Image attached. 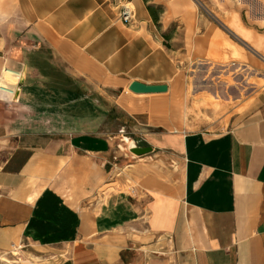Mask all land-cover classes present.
I'll return each mask as SVG.
<instances>
[{"label": "crops", "instance_id": "crops-1", "mask_svg": "<svg viewBox=\"0 0 264 264\" xmlns=\"http://www.w3.org/2000/svg\"><path fill=\"white\" fill-rule=\"evenodd\" d=\"M7 1L0 79L25 74L16 99L0 92L12 111L0 124V251L17 249L26 264H264V85L216 135L185 130L187 107L182 120L172 101L170 33L181 32L188 56L225 41L193 0ZM126 1L135 17L122 25ZM46 54L63 72H46ZM131 82L168 91L134 95ZM100 89L118 93L105 97L153 150L116 179L101 163L111 144ZM167 156L169 170L154 158Z\"/></svg>", "mask_w": 264, "mask_h": 264}, {"label": "rangeland", "instance_id": "rangeland-1", "mask_svg": "<svg viewBox=\"0 0 264 264\" xmlns=\"http://www.w3.org/2000/svg\"><path fill=\"white\" fill-rule=\"evenodd\" d=\"M193 2L199 15L221 31L222 39L240 49L238 57L232 55L220 59V51L226 49L224 41L220 42L221 45L210 43L208 49L198 47L193 56H188L181 49L183 46L181 32L170 33L174 39L170 43V49L176 53L179 66L176 79L172 83V101L178 106L182 120L187 107L189 124L185 130L216 135L231 128L237 121L238 114L254 108L255 95L264 85V0H193ZM10 3L7 0L2 2L0 24L9 19L5 13H10L12 8ZM130 8L134 11L131 5ZM172 30L174 31L175 27ZM46 56L49 57L50 63L41 64L46 72L53 67L52 64L60 71L63 70L61 62L55 55ZM233 64L236 66H232ZM182 68L185 69L184 72ZM100 93L99 122H103L106 117L105 129L101 135L111 144L108 156L104 157L105 161L101 163L103 169L115 174L116 179V175L132 162V158H138L130 154L127 147L130 141L139 143L140 130L105 97L107 95L109 100H115L118 93L109 94L103 89L99 90ZM1 112L4 120L0 118V124L12 116V111L3 105H0ZM183 129L182 131H185ZM154 158L156 162L161 159L165 167L170 169L171 160L168 156L166 159ZM159 169L165 170L161 166ZM27 258L25 254L18 253L17 249L8 247L0 251V264H26Z\"/></svg>", "mask_w": 264, "mask_h": 264}, {"label": "water", "instance_id": "water-1", "mask_svg": "<svg viewBox=\"0 0 264 264\" xmlns=\"http://www.w3.org/2000/svg\"><path fill=\"white\" fill-rule=\"evenodd\" d=\"M24 74L25 70L21 74L19 78V85H23L24 82ZM128 91L134 95H155V94H164L167 93L168 87L167 85H145L139 82H131L128 86ZM14 98L18 97V91L14 92ZM131 145H128L127 149L130 154L140 157L147 154L152 153V149L150 147H140L139 143L135 141H130Z\"/></svg>", "mask_w": 264, "mask_h": 264}, {"label": "bare ground", "instance_id": "bare-ground-1", "mask_svg": "<svg viewBox=\"0 0 264 264\" xmlns=\"http://www.w3.org/2000/svg\"><path fill=\"white\" fill-rule=\"evenodd\" d=\"M225 46L232 51L233 56L238 57L240 53V49L237 48L234 44L232 45L229 42H224ZM232 66H236L233 64ZM19 75L11 76L8 72H3V75L0 79V92L1 93H7L9 96H11V91H16V80H19ZM128 145H131L130 142Z\"/></svg>", "mask_w": 264, "mask_h": 264}, {"label": "built area", "instance_id": "built-area-1", "mask_svg": "<svg viewBox=\"0 0 264 264\" xmlns=\"http://www.w3.org/2000/svg\"><path fill=\"white\" fill-rule=\"evenodd\" d=\"M134 17H135V13L130 8V5L127 3L124 6L123 5L121 6V10H120V13L117 17L116 22H119L122 25H127L133 21ZM16 81H18V79ZM14 92L15 91H11L12 96H13Z\"/></svg>", "mask_w": 264, "mask_h": 264}, {"label": "trees", "instance_id": "trees-1", "mask_svg": "<svg viewBox=\"0 0 264 264\" xmlns=\"http://www.w3.org/2000/svg\"><path fill=\"white\" fill-rule=\"evenodd\" d=\"M147 10L149 11V13L151 14V17L153 19V21L155 22V24L158 22V18L155 16L154 12H153V8L152 7H147ZM156 11L160 13V8H156Z\"/></svg>", "mask_w": 264, "mask_h": 264}]
</instances>
